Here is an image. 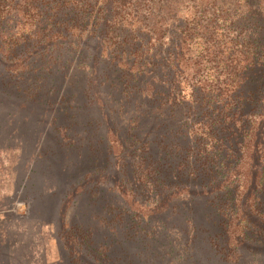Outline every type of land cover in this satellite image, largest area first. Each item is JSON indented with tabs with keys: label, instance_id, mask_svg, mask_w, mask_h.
<instances>
[{
	"label": "trees",
	"instance_id": "1",
	"mask_svg": "<svg viewBox=\"0 0 264 264\" xmlns=\"http://www.w3.org/2000/svg\"><path fill=\"white\" fill-rule=\"evenodd\" d=\"M220 5L0 0V118L45 135L50 198L100 202L29 206L69 264H264V0ZM117 158L126 210L102 204Z\"/></svg>",
	"mask_w": 264,
	"mask_h": 264
},
{
	"label": "rangeland",
	"instance_id": "2",
	"mask_svg": "<svg viewBox=\"0 0 264 264\" xmlns=\"http://www.w3.org/2000/svg\"><path fill=\"white\" fill-rule=\"evenodd\" d=\"M222 1L179 0V14L188 16L198 11L199 17H207L204 15L207 10L210 14L220 16V12L225 10L220 5ZM233 9L231 8V12L237 10ZM241 10L238 8L236 13ZM228 36L226 37L227 46L231 40L240 37V31L234 30ZM44 136L43 133L35 132L31 123L23 121V118L18 114L8 119L7 116L2 120L0 118V264H69L75 257L71 256L67 245V249H65L64 241L60 240L58 223L57 228L52 227L42 224L38 218L30 215L29 206L37 204L34 198L39 197L40 193H44V195L42 194L43 200L38 204L62 205L63 210L68 202L69 204H100V202H95L92 194L78 197L75 203L72 200L67 201L69 189L62 185L59 187L60 192H56L50 198L49 188L51 185H42L40 182L45 183V178L41 176L37 178L30 173L33 170L31 164L33 160L30 154L36 151L33 146L37 141L41 143ZM112 162L110 161V167L105 173V175L111 176L109 178L112 182L105 186L107 192L109 187L113 186V182L120 180L123 176L120 158L119 160L118 158L114 159V164ZM123 177L129 178L128 175ZM130 180H132L131 176ZM40 184L44 190L40 188ZM99 185H102V182ZM94 186L95 182H90L88 185V189L92 193L96 192ZM131 188L129 186L127 189ZM108 193L102 204H113L121 210H126L125 207L128 206V203L121 192H117L118 194L116 192ZM83 214L84 212L81 213V216ZM70 218L76 220L73 216ZM76 223L84 222L77 220ZM163 235L167 236L165 233Z\"/></svg>",
	"mask_w": 264,
	"mask_h": 264
}]
</instances>
